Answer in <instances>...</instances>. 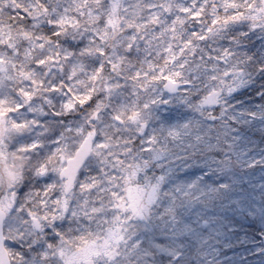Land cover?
<instances>
[{
	"label": "snow or ice",
	"instance_id": "6c2138e0",
	"mask_svg": "<svg viewBox=\"0 0 264 264\" xmlns=\"http://www.w3.org/2000/svg\"><path fill=\"white\" fill-rule=\"evenodd\" d=\"M0 264H264V0H0Z\"/></svg>",
	"mask_w": 264,
	"mask_h": 264
}]
</instances>
